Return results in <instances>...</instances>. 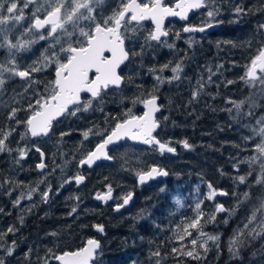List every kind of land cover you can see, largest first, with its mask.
Segmentation results:
<instances>
[{
  "label": "trees",
  "instance_id": "1",
  "mask_svg": "<svg viewBox=\"0 0 264 264\" xmlns=\"http://www.w3.org/2000/svg\"><path fill=\"white\" fill-rule=\"evenodd\" d=\"M259 2L257 0L255 19H250V16H247L245 18L246 23H244V20L233 22L231 17H227L219 29L212 32L206 40L205 47L191 48L179 43L172 44L174 46L171 49L146 46L141 54L143 56L139 59L135 52L136 54L130 58L127 66L124 67L125 82L120 93H118V98L114 99L111 105L102 107L110 106V112L104 114L105 110H98L95 113L90 110L80 111L74 118L69 116L61 119L63 133L66 134L63 135L65 137L64 142L67 143L66 152L74 150L72 156L66 158L64 162L65 173L67 174L73 170L77 157L82 154V151L90 145L92 146L91 142L86 147H84L85 145H78L77 148L76 145L71 146L69 137L74 136V131H76V135L82 136L83 131L89 130L92 125L100 126L104 131L108 130L121 116L122 118L125 117L123 113L126 109H130L129 103H126L128 97L141 99L147 95H157L162 98L168 126H172L178 139L187 140L191 147L187 149L181 147L177 156L172 157V173L169 174L166 182L160 186V196L157 197L153 209V217L159 231L157 233L144 231L140 227L139 214L136 213V210L129 222L125 221L126 217L123 213H113L110 215V220H102V213L106 209L99 208L93 198L94 193L99 191L100 187H93V179L88 174L89 177L86 178V182L79 189H74L71 194L67 195L64 202L56 201L55 205L48 203V209L45 204L40 203L35 208L36 211L31 213V216L30 214L26 216V212L24 221L21 220L19 225L14 213L9 212L11 214L9 216L5 213L3 216L0 215V222L8 224L0 228V233L6 232L9 227L16 229L13 233H8L4 241L5 245L9 247L13 246L12 242L15 241L13 255L7 256L3 249L0 250V257L4 258L6 264H42L41 261L37 260V257H44L48 248H52L57 253L79 249L87 239L93 236V227L97 224L104 226L105 236L100 237L101 248L92 264H154L158 258L152 257L150 259V253L156 249L164 254L161 264H203V258H207L208 262L213 261V263L208 264H220L215 262L214 259L216 258H213L212 253L210 254L209 251L205 253L199 247H197V251L202 257L199 260L179 253L173 254L171 249L174 247L182 250L191 248L188 237L181 241L176 234H183L181 229L196 215L195 188H198L197 193L201 196L198 201H201V210L204 214L201 219L203 229L220 236L221 249H223L224 241L232 235L231 226L225 229L221 225L217 226L216 229L207 227L208 224L205 220L211 209V201L206 199L209 191L207 185L211 183L216 190L227 192L228 195L235 192L234 187L239 188L234 179L237 176V171L233 167L236 164L233 158L234 152L237 151L235 145L241 143L245 136L244 127L239 126L237 128L231 123L228 118L229 114L222 108L226 107L224 102L226 92L240 90V94L244 93L240 87L243 82L240 77L243 76L244 67L250 62V57L255 55L256 49L259 47L260 39L257 36L260 32L258 25L264 24V15L260 14ZM249 35H251V39H249ZM249 40H252L251 47L245 43ZM176 64H180L183 69L179 79L182 82L191 83L197 80L198 77L203 76L204 69L208 73L209 69L211 71L218 70L223 80L215 77L217 74L215 72L211 77L212 83L206 85L200 95L194 99L193 92L195 90L188 86L184 87L181 82L178 84V80L171 79L174 75L171 68ZM130 65L133 68L136 66L135 71H130ZM164 65H168V68L160 71ZM41 75L39 80L41 84H47V81L53 78L52 74ZM157 76L163 78L164 83L158 85ZM227 81H234V83L228 84ZM176 84L178 85L175 86ZM5 87L6 92H11L8 90L11 88L10 83H6ZM165 94L168 95V99H165ZM261 112H264V107L256 110V113ZM7 114L8 112L5 111L0 115V128L6 131L13 127L12 124H15L14 120L7 119ZM107 114H110L111 121L109 120L102 125L100 122L103 121V118L108 117ZM27 116L28 114L18 115V118L24 120ZM81 123L84 124V127L81 126ZM240 123H244V119ZM21 125L24 128L25 125ZM55 127L57 129L58 126ZM180 127H185V129L178 130ZM24 131L25 129L18 130V133H24ZM148 162L144 161L141 166H146ZM113 165L118 166L121 173L124 172L122 169L127 168L126 173L130 183L131 178L134 177L132 175L133 168L139 166L138 152L132 151L129 154L126 152L124 155H119ZM26 167L31 171L29 165ZM1 168L3 167L1 166ZM55 168L58 169V164ZM111 171L115 175L114 170L111 169ZM30 175V172L25 174L24 182L27 184H30L28 179ZM99 176L103 181L105 176L103 174ZM115 177L113 176L114 183ZM171 185L172 199L169 192ZM244 186L242 185V187ZM177 187L181 190L184 205L180 209L174 205L173 200L174 191L178 190ZM258 191V189H253L254 194ZM137 202L138 198L133 205L134 207L137 206ZM9 206L11 207L10 204ZM73 207L77 209L75 213L71 212ZM15 211L16 209H13V212ZM190 231L193 236L197 230L190 229ZM54 232L58 235L52 236L51 233ZM186 245L187 248H185ZM148 248L150 249L146 250ZM30 249L32 250L31 253H29ZM222 251L228 259L227 264H253L255 260L252 258L255 252L251 253V248L237 258L232 257L229 251ZM256 252V254L260 253L257 260H263L264 251L257 249ZM51 264L58 263L52 260Z\"/></svg>",
  "mask_w": 264,
  "mask_h": 264
},
{
  "label": "snow or ice",
  "instance_id": "2",
  "mask_svg": "<svg viewBox=\"0 0 264 264\" xmlns=\"http://www.w3.org/2000/svg\"><path fill=\"white\" fill-rule=\"evenodd\" d=\"M107 0H0V49L6 50V56L0 60V96L6 93V83L15 77L26 80L27 86L24 91L27 92L34 84L40 83L32 78L33 73H38L46 67H53L55 78L44 86V93L35 92L37 97L34 103H29L27 111L30 115L26 119L18 118V113L24 109L18 107H10L5 101L0 107L9 108L7 119L14 120L15 124H24L25 131L20 139L27 137L48 136L52 130L53 121L58 117L67 113L75 116L80 111H87L92 106V99H89L81 105V93L90 94L91 98H99L98 103H103L102 91L107 90L110 86L119 88L124 77L120 75L118 69L129 59L130 52L135 55L134 49H125V39L127 33H136L137 29L142 27L143 21H151L155 28L150 31L146 40L161 41L162 37L169 35L164 29L163 23L166 17H180L187 20L188 13L195 9H206V16L209 22L203 26H185L183 32H204L206 28L213 27L212 21L220 14V8L216 6L218 0H175L174 6H169L165 0H119L116 7L111 9L110 14L104 13ZM30 5L34 6L31 11V19L28 26L21 25L20 22L26 19L24 10ZM98 9L100 11H98ZM264 10V9H262ZM237 14L247 11L241 6H237L234 10ZM41 14L43 18H41ZM11 24L12 28L8 25ZM22 28L20 38L15 42L11 38V32L16 26ZM261 39L256 54L250 57V62L245 65V73L241 80L249 87L250 93L239 101L228 100L233 107L227 109L230 113L235 109L233 119L239 122L244 117L255 116L256 110L264 107V24L258 25ZM31 33V37H24ZM179 38V33L176 34ZM39 41H47L48 47L44 49L41 60L34 62L32 65L26 66L21 70L17 62V54L22 51L30 50L31 47ZM248 47L252 46V40L245 42ZM174 45L168 44L171 48ZM235 47V44H233ZM107 53V55H106ZM39 65V66H37ZM168 68L164 65L160 71ZM180 64H176L171 68L174 74L171 79L179 80L182 72ZM212 73L209 69L208 83H212ZM159 83H164L160 76L156 77ZM228 84L234 81H227ZM198 89L193 92L195 99L203 91L204 83L197 81ZM21 95V94H17ZM14 103H19L16 97H11ZM143 103L147 111L142 116L126 113V118L118 121L115 126L108 131V134L92 129L83 133L84 139L87 140L90 133L93 135L103 136L102 142L95 146V149L88 151L86 155L80 159L79 165L91 166L96 160L112 159L107 154V147L124 138L133 141H140L145 145H155L161 153H174L175 147H171L169 143H163L157 139L153 132L159 127V123L155 119L154 114L160 110L157 105V97L151 96L146 100H133V104ZM70 106H74L71 107ZM246 109V110H245ZM103 110L102 108L100 109ZM243 127L249 129L250 135L244 136L246 147L243 151H250V154L243 159H237L233 165L237 170V176L234 178L238 185H245V190L241 193H233L237 197L236 203L231 209H226L223 204H218L214 208L213 214L209 216L208 222L215 219V213H228L231 217L242 206L247 205L248 214L245 216L243 226H238L234 230L233 236L228 241V251L232 257L240 256L241 249L245 248L251 241L264 238V114L255 119V123L244 124ZM16 131L15 127L9 130L0 128V153H10L13 149L6 143L9 137ZM61 135H66L62 133ZM184 148H190L191 145L187 140L183 142ZM251 144V149L247 147ZM239 148L240 145H235ZM30 149L27 147L17 148L19 159L26 157ZM40 152L39 148L35 149ZM43 157L44 153L40 152ZM19 163V160H17ZM67 163V162H66ZM247 165L244 174H239V165ZM40 169L45 168L42 162L38 165ZM140 183L152 179L156 175H168L157 167H151L148 171L138 172ZM254 179L249 182L248 178ZM77 183L84 181V176L77 175L74 177ZM69 182V181H66ZM3 185H0L2 187ZM209 191L206 199L213 200L218 194L227 196V192H217L211 183L207 185ZM106 193H97L98 200L107 201L112 198V187L107 186ZM253 189L259 191L255 194ZM50 191V189H49ZM49 191L41 194L42 199L46 202L49 197ZM28 199L32 198L31 192ZM131 199L129 193L123 199L126 205ZM19 200L16 201L19 204ZM177 205L183 207L181 200L177 199ZM2 211V210H0ZM77 209L73 207L72 213ZM196 215L184 226L181 231L183 234L177 233L179 240L183 241L185 237H192L190 229L197 230L198 236L193 237L189 243L191 248L182 250L180 248H172L171 253H179L180 255L191 257L193 259H201V254L197 251V247L203 249L206 253L208 242L211 241L219 248V235H209L205 233L201 227V219L203 212L201 210V201L195 204ZM227 223V220L224 221ZM100 232H103V226L96 225ZM179 227V226H178ZM16 231L13 227H9L6 232L0 233V249H3L7 256L13 255L15 241L13 246H6L4 241L8 233ZM57 236V233H51ZM203 238V239H198ZM101 248L100 242L95 239H88L85 246L72 251L54 252L52 248L46 250L44 257H37L42 264H51L52 260L58 264H92ZM187 248V245L185 246ZM31 249L29 253H31ZM163 255L159 249L151 251L150 259L156 257L154 264H161ZM0 264H6L3 257H0Z\"/></svg>",
  "mask_w": 264,
  "mask_h": 264
},
{
  "label": "rangeland",
  "instance_id": "3",
  "mask_svg": "<svg viewBox=\"0 0 264 264\" xmlns=\"http://www.w3.org/2000/svg\"><path fill=\"white\" fill-rule=\"evenodd\" d=\"M118 2H119V0H107L106 7L103 10L104 13L110 14L111 9L116 7ZM33 10H34L33 5H30L28 9L24 10V15H25L26 19L24 21L20 22L21 25H24L25 27L28 26L30 19H31V11H33ZM98 11H100V10L98 9ZM41 17H43L42 14H41ZM231 18H232L233 22H234V20H236V19H234V17H231ZM8 27L12 28V25L9 24ZM21 31H22V28L18 25L11 32V38L13 39L14 42L16 39L20 38ZM150 31H151V29L148 26V24L143 23L142 27L138 28L136 33H131V32L127 33V37H128L127 42L132 49H136V51H135L136 53H140V49L144 50L146 48V46L147 47L152 46L155 48H160V47L169 48L168 44H172V41H175L169 37L161 43H156L155 41L146 40V37L148 36ZM31 35L32 34L29 33L24 38L27 39V38L31 37ZM257 37L259 39L262 38L260 33ZM183 38H184V40H183L184 42L194 40V39H192V37H183ZM251 38H252L251 35H249V39H251ZM175 44H177V43H175ZM47 47H48L47 41H39L38 43L34 44L30 50L19 52L17 54L16 59H17V62L19 64L21 70H23L26 66L32 65L34 62L41 60L44 49ZM5 56H6V50L0 49V60H3L5 58ZM131 65L129 66L130 71H135L136 66H135V68H133V67H131ZM37 66H39V65H37ZM50 71H52V72H50ZM245 71H246V69L244 67L243 75H244ZM47 72H48V74L51 75L54 72V68L53 67H46L41 72L33 73L32 78L39 81L40 78L42 77L41 74H47ZM215 72L217 73L215 77L219 78L220 80H223L220 72L218 70L212 71V73H214V74H215ZM203 73L204 74L202 77H198L197 80L192 81L191 83L190 82H182V80H178L179 81L178 84L181 82L184 87L188 86V87H190V89H193L196 91L198 89L197 81H202L204 83V87L206 85H209V83L207 82L208 77H209V73L205 69H204ZM52 77H54V76L52 75ZM161 79H163V78H161ZM52 80H53V78H52ZM234 81L237 82V80H234ZM48 82L49 81H47V83ZM7 83L11 84V88L8 89V90H11V92H9V93L6 92L3 96H0V104H3V102L7 101L8 105L10 107H18V108L24 109L18 113L19 116H24V114L30 115V112L27 111V109H28L29 103L30 102L34 103L35 99L37 98L34 93L35 92L44 93V86L46 84H41V82L34 84L31 88L28 89L27 92H25L24 89L27 86L26 80L21 79L19 77H15L13 79L8 80ZM157 84L161 85L162 83L158 82ZM178 84H176L175 86H177ZM240 87L242 90H244L243 94H240V90L237 92H235L234 90H232L230 93L226 92L227 93L225 96L226 100L224 101L226 107L222 108L223 111L225 110L229 114L228 118L230 119V122L233 123L234 125H236L237 128H239V126L243 127L244 124H248V123L254 124L255 119L258 118L261 114H264V112H261V113H256L255 116H253V117H244L241 119V120L244 119V123H240L241 120L239 122H237L236 120L233 119V115L235 114V109H233L232 113L227 111V109L233 107L231 104L228 103V100L231 99V100L239 101L241 99H244L250 93V91H255V90H250L244 81L241 83ZM18 93L21 95H17ZM115 95H117V93ZM13 96H15L16 100L19 101L18 104L14 103L11 100V97H13ZM118 96H119V94H118ZM149 96H151V95H149ZM149 96L147 95L145 97H142L141 99L140 98L136 99L134 97L130 99L128 97L127 98L128 101H126V103H129L130 109L128 108L125 110V112L123 113L124 116L126 117V113H128L129 110H131V113L135 115V114H137L136 113L137 110L139 108H142L143 103L137 102V103L133 104V100H144L145 98H147ZM165 99H168V95H166V94H165ZM169 103H171V101H169ZM103 104H104V102L101 105H103ZM161 106L163 108L164 104L162 103ZM5 111L8 112L9 108L0 107V115H1V113L5 112ZM163 114L165 116V111ZM237 123H240V124L238 125ZM12 126L18 130H23L26 127V126H24V128H23L22 125L20 127H18L16 124H12ZM81 126L84 127V124L81 123ZM89 129H92V131H97L101 128H100V126L92 125L89 127ZM184 129H185V127H180L178 130H184ZM18 130L13 132V134L9 137V140L6 142L13 149V151L10 153H8V152L0 153V179L2 178L0 180V185H3L2 187H0V210H2V211H0V215L3 216L5 213V215L9 216V215H11L9 212L14 213L16 216V220L18 222V225H19L20 224L19 222L21 220L24 221V218L28 214H30V216H31V213H33V211H36L35 208L40 203H43L44 200L42 199L41 194L43 192H45L49 186V183L47 181H45V179L50 180V178H48V177H51L52 179L55 178L54 177L55 175H53V174H54V171H56V169L50 170V172L47 171L46 173L42 174L43 175L42 178L37 179V181L35 183H33L32 185H31V183L27 184L26 182H24V178H25L26 172L29 173V171L26 167L27 165H29L28 161H29V159H35L36 160V157H38L35 153L36 148H41V147L58 148L59 142H57L58 134H56V133L52 134L51 136H49L47 138L30 139L29 137H27L26 139L21 140L20 137L23 134V132L18 133ZM85 131H88V130H85ZM74 132H75L74 133V136H75L76 131H74ZM243 133L245 136L250 135L249 129H247L245 127H244ZM18 142H19V144H18ZM70 142H72V141H70ZM70 145L73 146V145H75V143H70ZM236 145H240V147L239 148L235 147L237 150L234 152V158L233 159L235 160V162H237V159H243L244 157H247L250 154V151H243L242 150L243 148L246 147V142L243 140V138H242V142L238 143ZM24 147H27L30 150L27 152V155L25 158L19 159V155H18L17 151H15V149L24 148ZM77 147H78V145L76 144V148ZM247 147H249V149H251V144H247ZM132 151L138 152L139 166L133 168V172H132L133 174L132 175H134V177L131 178L130 185H131V183H133L135 181V176L137 175V173L142 171L143 167L141 166V164H143L144 161L147 162V161L151 160V158L154 155V154H152V149L141 150V149L134 148L132 146H124V147L120 148V150L116 151L117 157H119V155H124L126 152H127V154H129ZM17 160H19V163H17ZM54 162H55V166H56L57 165L56 160H54ZM1 166L3 168H1ZM247 167L248 166L244 165V164L239 165V174L240 173L243 174L242 170H244L243 172L245 173ZM111 169L114 170V173L116 176L114 178L115 183L117 184V186L122 187V184H121L122 179H121L120 175L125 176V174H122L119 171L120 169L116 165H113L111 167ZM122 170L126 171L127 168L125 167ZM235 170H236V168H235ZM253 179H254V176L248 178L249 181H252ZM242 185L243 184L238 185V183H237V186L239 188L234 187V189H236L235 190L236 193H241L240 191L243 192L245 190V186L242 187ZM177 189L178 190L174 191L173 200L175 202L174 205L180 209L182 207L177 205L176 201H177V199L182 201V196H181V190L178 187H177ZM194 190H195L194 191V194H195L194 197H195L196 202H197L201 196L197 193L198 188H195ZM30 192L32 194V198L28 199L27 197H28V194ZM119 192L121 195V190H119ZM171 199H172V194H171ZM236 199H237V197L234 196L233 194H231V195H227L226 198H223V199L219 198L218 202L220 204H223L226 209H231L233 207V205L236 203ZM17 200L20 201L19 204L16 203ZM9 204L11 205V207L9 206ZM214 208H213V210L211 208V210L209 211V213H208L209 216L211 214H213ZM13 209H16V211L13 212ZM240 210H242V211L239 213ZM26 212H27V214H26ZM25 214H26V216H25ZM246 214H248L247 205L242 206L231 217L226 212H224L222 214L215 213V219L214 220H212L211 222H208V219H209V216H208L205 221L208 224L207 227H210L213 229H216L217 226H220V225L223 229H225L228 226H231V233H232L231 237H232L234 230L237 229L238 226H240V227L243 226L242 222H245ZM225 220H227V223H224ZM7 225H8L7 223L4 224L3 222H0V228L3 226H7ZM201 227L203 229L202 225H201ZM203 231L209 235H215V234L209 233L208 231H205L204 229H203ZM197 236H198V233L196 231L192 237H197ZM188 239L191 240V237H188ZM198 239H203V238L198 237ZM228 241H229V238L224 241L223 249H221V244H222L221 240H219V248H217L213 242H211V241L208 242V244H209V247H208L209 250L208 251L210 252V254L212 253L214 255L213 258H216V259H214L215 262L220 263V264H222V263L227 264L228 263V259L226 258L225 255H223V251H222V250L228 251ZM250 248L252 250L251 253L255 252V254H253V257H252L255 259L253 264H264V259L263 260H257L260 256L259 255L260 253L256 254L257 249L264 251V239L261 238V239L255 240V241H251L245 248L241 249L239 257H241V255L246 253ZM218 257H219V259H217ZM203 259H204L203 264L213 263L212 260H210L208 262L207 258H203Z\"/></svg>",
  "mask_w": 264,
  "mask_h": 264
},
{
  "label": "flooded vegetation",
  "instance_id": "4",
  "mask_svg": "<svg viewBox=\"0 0 264 264\" xmlns=\"http://www.w3.org/2000/svg\"><path fill=\"white\" fill-rule=\"evenodd\" d=\"M259 1L260 2H259L258 6H259V9L261 10L260 14L264 15V10H262V9H264V0H259ZM165 3L169 6H174L175 0H165ZM216 6H218L220 8V14L215 18V20L212 21V23L216 24L217 28H214L213 30L206 31L203 33H197V32L185 33V32H183L182 29L184 26L199 27V26H203L204 24L209 22L208 17L206 16V9H195L192 13H190L188 15L187 20H183V19H170V20H168L164 24V29L166 31H168L169 35L167 37L162 38L161 41H155V42L161 43L169 37L172 40H175V41H172V44H175V43L185 44L187 47H191V48L205 47L206 46V40L211 36L212 32L219 29L222 22L227 17H234V19H236L234 21H237V22L244 20V23H246L245 18L247 16H250L249 17L250 19H255L257 16V0H218V4ZM237 6H241L244 9H246L247 11H245L244 13H241V14H237L234 11ZM41 18H43V17H41ZM143 23H147L148 26L150 27L151 31H152L153 27H152L151 22L143 21L142 24ZM177 33H179V38H177V36H176ZM183 37H192V39H194V40L184 42ZM125 49L126 50L132 49L127 42V38L125 39ZM134 51H136V49H134ZM142 53H143V50L140 49V53H137L138 59H139V57L143 56V55H141ZM106 55H107V53H106ZM131 57H133V54L130 52L129 59L119 69L120 75L123 77H124V74H123L124 67L127 66ZM50 72H52V71H50ZM54 74H55V72L52 73L53 76H54ZM54 77H53V79H54ZM124 82H125V78H124V80H123V82L119 88L110 86L107 90L102 91L101 95L103 97V102H104L103 105L98 103L99 98H91V96L87 95V94H81V105H83V103L85 101L92 99V106L88 110H90L94 113L98 112V110H100L103 106L111 105V103L114 101V99L118 98V93H120V89H121L122 85L124 84ZM116 93H117V95H115ZM154 96H157V95H154ZM149 97H151V96H149ZM149 97H147V98H149ZM157 97L159 98L160 112L157 113L156 120L159 123V127L153 133V135L163 143H169L170 142L169 146L175 147V149H176L175 154L167 153V152L161 153L158 150L157 146H155V145H136V144H132L130 142H122V143L117 144L116 146L108 148V155L110 157H112L111 162L100 161L99 163H97L92 168L79 167L80 159H82L88 151H91L99 142H101L103 139V136L93 135L90 133L88 139L85 140L83 134H82V136H80V134H77L75 136L69 137L70 141H72L70 143H75V145L76 144L77 145H85L84 147H86L89 144V142H91L92 146L90 145L91 147L89 146L82 151V154L77 157L76 164H75L73 170L69 171V173L66 174L64 162H65L66 158L72 156L74 150L66 152L65 147L67 146V143L64 142L65 137L63 135H61L63 133V125L61 124V119L64 117L68 118L70 115L65 113L61 118L53 121L52 130L48 136H41V137H36V138H31L29 136L30 139H41V138H47L54 133L58 134V136H57V142H59L58 148H45V147L39 148L40 152L44 153V158H45V160H44L45 168L42 171H38V169H37V165H38V162L40 161V157H41L40 152H37L35 150V153L38 156V157H36V160L35 159H29V167L31 168V171H29V168H28V171L31 173V175L28 177V179L30 180L31 185L33 183H35L37 181V179L42 178L43 173H46L47 171L50 172V170L56 169L54 160H56V162L58 164V169H56V171H54V174H53V175H55L54 176L55 178L52 179L51 177H48V178H50V180L45 179V181H47L49 183L48 189L46 191H49V189H50L48 200L46 202L43 201V204H45V207L47 208L48 203H50L51 205H55L56 201L57 202H64V199L67 195L71 194V192L74 189H79L80 186L86 182V181H84L81 184L77 185L73 181L74 177L77 175H82V176H84V178L86 180V178L89 177L88 176V174H89L93 179V185H94L93 187H95V188L100 187V190L94 193L93 198H94V201L96 202V205H98L99 208H105L106 209V211L104 213H102L103 214L102 220H104V221L110 220V218H111L110 215L113 213H123V215L126 217L125 221L129 222L132 220V214L136 210L137 211L136 213L139 214L138 220L140 222V227L144 231H150L152 233H157L159 231V229H157L158 225L156 224V221L153 217V215H154L153 209L155 207L157 197L160 196V192H161L160 186H162V183L166 182V179L168 178L169 174L172 173V157L177 156L181 147L184 148L183 143H182L183 141L177 138L176 133H174V131L172 129V126H168V122L166 121L167 117L164 116V114H163L165 108H162V106H161L162 98H160L159 96H157ZM147 98H145V99H147ZM71 107H74V106H70V109H71ZM102 109L105 110V112H103L105 114L107 112H110L111 108L109 106V107H105ZM142 112H143V105H142V108H139L137 110V112H136L137 114H135V115L140 116L142 114ZM165 114H166V112H165ZM107 116L108 117L103 118V121L100 122V123H102V125L105 124L109 120L111 121V118H109L110 114L109 115L107 114ZM72 117L74 118V117H76V115L72 116ZM125 118L126 117L122 118V116H121V118L118 121L125 119ZM55 124L58 126L57 129L55 127L56 126ZM115 124H113L108 129V131H110L115 126ZM84 131H83V133H84ZM97 131L104 133V135L108 134L103 129H99ZM97 131H93V132H97ZM124 146H132V147L140 148L141 150L152 149V154H154L153 157L151 158V160L148 159L149 160L148 164L146 166H144L142 171H140V172L147 171L152 166H157L158 168L164 169L167 171V173H168L167 177L166 178H157L155 180L150 181V183H148L146 185L139 186L137 184V176L138 175H136L133 185H130L129 179H128V174L126 173L127 171H124V172H122V174H125V176L121 175L122 187L117 186V184L113 182V176H115V175L112 174L111 167H112L113 162L117 158L116 151L120 150V148H122ZM184 149H187V148H184ZM102 174L105 176L103 181H101L102 178L99 176ZM66 181H69V182H66ZM99 185H101V186H99ZM108 185H111L112 190H113L112 191V198L110 200L105 201V202L98 201L96 198L97 193H100V194L106 193L108 190V188H107ZM121 189H122V192L120 195L119 190H121ZM217 191H221V190H217ZM169 192H170V197H171L172 185L169 188ZM129 193L133 194V198L131 200V203L127 207L121 209L120 211H115L114 207L120 205L123 202L124 197H126ZM163 194L169 195L168 193H163ZM137 198H138V202L136 204L137 206L134 207L133 205L136 202ZM219 198L223 199V198H226V196H220V197L216 196L213 200H211L212 210L215 207V205L220 204L218 202ZM42 214H43V212H42ZM219 214H222V213H219ZM94 227H93V236H91L90 238H97L100 241V237L105 236L104 226H103V232H101V234H97L94 230ZM22 249H24V248H22ZM149 249L150 248H148L146 250H149ZM67 251H69V250H67Z\"/></svg>",
  "mask_w": 264,
  "mask_h": 264
},
{
  "label": "water",
  "instance_id": "5",
  "mask_svg": "<svg viewBox=\"0 0 264 264\" xmlns=\"http://www.w3.org/2000/svg\"><path fill=\"white\" fill-rule=\"evenodd\" d=\"M194 10H192V11H190L189 13H188V15L190 14V13H192ZM170 19H181L180 17H172V16H169V17H166L165 18V20H164V23H163V26H164V24L168 21V20H170ZM184 20V19H183ZM147 21V20H146ZM149 22H151V21H149ZM151 24H152V31L154 30V28H155V25H154V23L153 22H151ZM185 27V26H184ZM214 28H217V25L216 24H213V27H211V28H206L205 29V31L204 32H206V31H210V30H213ZM192 33V32H191ZM197 33H203V32H197ZM162 38H164V37H162ZM161 38V39H162ZM126 62V61H125ZM124 62V63H125ZM123 65V64H122ZM121 65V66H122ZM120 66V67H121ZM118 71H119V69H118ZM54 76H55V74H54ZM55 78V77H54ZM121 86V85H120ZM112 87H114V86H112ZM81 94H87V95H90V94H88V93H81ZM157 97V96H156ZM150 98V97H149ZM149 98H147V99H149ZM146 100V99H145ZM157 105L159 106V98L157 97ZM159 108H160V106H159ZM145 111H147V108H146V106L143 104V112H142V114L140 115V116H142L143 114H144V112ZM160 112V110L158 111V112H156L155 114H154V116H155V119H156V115H157V113H159ZM63 116V115H62ZM62 116H60V117H58L57 119H59V118H61ZM56 119V120H57ZM55 121V120H54ZM157 130V128L155 129V131ZM154 131V132H155ZM153 132V133H154ZM41 137V136H40ZM31 138H36V137H31ZM102 142V141H101ZM122 142H130V143H132V144H136V145H145V144H143V143H141L140 141H133V140H131V139H129V138H124V139H122V140H120V141H117V142H115V143H113V144H110V145H108V147H107V149H106V151H107V154H108V148H110V147H113V146H116L117 144H119V143H122ZM100 143V142H99ZM95 149V147L92 149V150H94ZM91 150V151H92ZM168 153V152H167ZM172 154H175V152L174 153H172ZM109 156V155H108ZM44 160H45V158H44V155H43V157L41 156L40 157V161L38 162V165L40 164V163H44ZM111 160L112 159H105V158H103V157H101V159H99V160H96L91 166H88V165H84V166H80L79 165V167H88V168H92V167H94L97 163H99L100 161H106V162H111ZM45 164V163H44ZM38 165H37V169H38V171H42L43 169H40L39 167H38ZM152 167H157V166H152ZM151 168V167H150ZM150 168L148 169V170H150ZM158 168V167H157ZM147 170V171H148ZM163 171H166V170H164V169H162ZM167 172V171H166ZM167 177V175L166 176H164V175H156V176H154L152 179H149V180H146L144 183H140V181H139V179H138V176H137V184L139 185V186H141V185H146V184H148V183H150V181H152V180H155V179H157V178H166ZM77 185H79V184H81V183H77L76 181H75V179L73 180ZM84 181H85V179H84ZM83 181V182H84ZM218 193L219 192H221V191H217ZM221 195H217V197H220ZM132 198H133V194H131V199L129 200V202L126 204V205H124L123 207H120L119 208V210H117V206L116 207H114V210L115 211H120L121 209H123V208H125V207H127L130 203H131V200H132ZM98 200V199H97ZM108 200H110V199H108ZM98 201H102V202H105V201H103V200H98ZM121 204H123V202L121 203ZM217 214H219V213H217ZM94 230H95V232L97 233V234H101V232L97 229V227L95 226L94 227ZM90 239H95V240H98L97 238H90ZM99 241V240H98ZM100 242V241H99ZM86 243H87V240H86V242L84 243V245L83 246H85L86 245ZM77 250V249H76ZM55 262H57V261H55ZM58 263V262H57Z\"/></svg>",
  "mask_w": 264,
  "mask_h": 264
}]
</instances>
